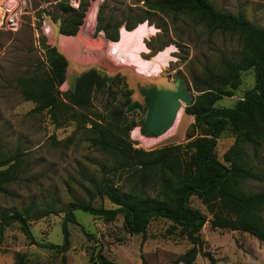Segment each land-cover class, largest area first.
Instances as JSON below:
<instances>
[{"label":"rangeland","instance_id":"374dc122","mask_svg":"<svg viewBox=\"0 0 264 264\" xmlns=\"http://www.w3.org/2000/svg\"><path fill=\"white\" fill-rule=\"evenodd\" d=\"M146 1H104L95 27L98 22L109 27L111 24L113 29L119 27L117 42L109 38L106 31L105 36L109 38L106 49L103 46L99 48L97 43L102 39L98 38L102 30L97 31L94 37L90 34L91 29L94 31L93 26L88 27L86 37L81 38L75 47L69 49L61 46L59 37H77L87 23H84V19L76 35H60L57 38L60 50L79 68H95L107 78L113 72L116 78L118 75L127 77L130 88L134 89L133 97H137V90L134 82L121 70L122 67H131L136 71L137 58L157 60L158 73L146 77L156 79L168 76L173 80L180 76L184 79V85L191 90L192 100H198L207 90L195 81V77H204L206 68L218 70L224 57H240L242 40L231 32L211 30L181 12L164 15L152 9ZM209 1L224 13L242 14L264 27V0ZM61 2L64 3L63 0H33L31 11L24 15L18 30H0V148L6 156L16 152L23 155L17 178L0 191V212L21 210L33 201L40 204L54 202L58 210L56 213L31 219L29 223L37 240L57 244L63 242L64 209L74 198L90 200L86 190L89 181L99 180L104 172L109 173L114 163L109 154L88 140L91 125L87 118L104 123L102 117L121 101L125 88L118 79L110 89L97 88L92 92L89 107L75 109L73 114L58 121L52 118L48 110L34 111L36 104L23 97L18 78L47 68L49 46H55V30L52 25V32L47 34L43 26L47 18L54 24L68 15L60 9ZM145 22L155 27L148 38H145L149 33L148 28L141 25ZM129 25L136 27L127 30ZM68 64L75 68L72 63ZM254 85V70H245L241 73V83L234 94L223 95L214 105L234 106ZM69 88L66 80L59 90ZM182 109L181 118L169 129L170 135L158 142L141 135L139 124L135 122L129 133L133 147L153 150L175 146L187 163L191 153L187 144L193 138H189V135L196 136L199 131L193 129L194 116L185 112V106ZM234 141L235 137L230 132L223 133L218 139L215 156L223 161L225 152ZM247 162L264 174V146L257 149L248 146ZM120 182L121 179H118ZM246 187L252 191L264 190V181L249 180ZM157 192L158 187L150 190L151 194ZM93 203L111 206L108 200L99 198H94ZM190 205L207 218L200 236L203 250L214 256V264H264V242L248 232L212 228V211L200 197L193 195ZM75 213L79 224L69 223L70 242L65 250L31 244L19 224L8 226L0 242V264H95L91 256L97 253L118 264H173L179 255L192 247L181 227L166 218L153 219L143 235L130 233L122 215L107 219L81 210ZM82 227L92 234L91 238L83 232ZM209 263L208 257L202 254H198L193 262Z\"/></svg>","mask_w":264,"mask_h":264},{"label":"trees","instance_id":"16d2710c","mask_svg":"<svg viewBox=\"0 0 264 264\" xmlns=\"http://www.w3.org/2000/svg\"><path fill=\"white\" fill-rule=\"evenodd\" d=\"M146 2L164 15L181 12L211 30L237 34L243 43L240 57H224L218 70L206 68L204 77H195V81L204 85L207 91L185 106V112L194 116L193 129L199 131L196 136L189 135V138L193 137L187 144L191 150L189 161L185 163L181 151L175 146L153 150L134 148L129 139L134 124L125 117L126 104L120 101L102 117L104 123L87 118L91 125L88 140L109 154L114 163L109 173L104 172L99 180L89 181L86 190L90 200L74 198L64 209L63 242L44 243L34 237L29 221L58 211L54 202L40 204L35 201L21 210L0 212V242L8 226L19 224L31 244L65 250L70 242L69 223L79 224L77 210L107 219L122 215L130 233L143 235L153 219L166 218L180 226L192 244L173 264H193L198 254L208 257L209 264H214L215 258L203 250L200 236L207 218L200 210L191 207L193 195L200 197L212 211V228L248 232L264 242V190L252 191L246 187L249 180L264 181V174L247 162L248 146L256 149L264 146V27L242 14L224 13L209 0ZM89 5V0H83L81 7L74 9L60 3L62 12L68 14L62 19V34L74 36L78 33ZM105 25L98 22L96 31ZM135 27L129 25L127 30ZM107 35L117 42L119 27L113 29L110 24ZM49 47L47 68L18 78L23 97L36 104L33 109L36 112L48 110L54 120L65 119L75 109L89 107L95 89H110L116 79L121 81L118 75L112 84H108L107 77L93 68L81 74L75 91L72 88L61 91L59 87L66 81L68 60L63 55L53 57L56 47ZM248 69L254 70V87L247 90L234 106H215L223 95L234 94L241 83V73ZM83 117L86 116L83 114ZM225 132H230L235 141L221 161L214 151ZM22 156L20 152L6 156L0 148V191L17 178ZM118 179L122 182L118 183ZM156 187L158 192L151 194L150 190ZM94 198L108 200L111 206L95 205ZM82 230L92 237L84 227ZM91 259L95 264H118L102 253L92 254Z\"/></svg>","mask_w":264,"mask_h":264},{"label":"water","instance_id":"95a60500","mask_svg":"<svg viewBox=\"0 0 264 264\" xmlns=\"http://www.w3.org/2000/svg\"><path fill=\"white\" fill-rule=\"evenodd\" d=\"M61 25L62 19L59 18L54 23L56 52L53 57L63 55L68 60V63H72L75 67L73 69L68 64L66 70V80L69 82L70 88L75 91L78 78L82 73L90 70V67L85 69L77 67L70 61L69 57L60 50L57 37L64 35L60 31ZM108 28L109 25L105 26L102 29V33L99 34V38L105 41L103 45L105 49L107 47V42H109V38L105 36ZM113 75L114 72L107 78L108 82L111 81ZM149 81L151 83L147 84L145 87L138 84V88L145 97V105L148 107L145 120L139 125V128L142 135L146 137H155L165 133L174 125L179 111L192 102V95L191 90L184 85V79L180 76L175 77L173 80L168 76H161L156 79H150ZM137 107H140V104L135 101L128 107L127 111L130 112Z\"/></svg>","mask_w":264,"mask_h":264},{"label":"bare ground","instance_id":"6f19581e","mask_svg":"<svg viewBox=\"0 0 264 264\" xmlns=\"http://www.w3.org/2000/svg\"><path fill=\"white\" fill-rule=\"evenodd\" d=\"M96 10H97V6H94L93 9H90V11L88 12V14L86 15L85 22H84V23H86V21H87V23L82 27V29H81V31H80V33H79V35L77 37H74V38L65 37V36L59 37L58 40H59V42H60V44H61L62 47L69 48V49L75 47L78 44V42H79V40L81 38L86 37V31H87V29H88L89 26H93L92 28L95 29V23H96V19H97L96 18V15H95ZM141 25H144L146 27V29L148 28L149 33H148V35H145V38H148L149 35H150V33L155 29V27L154 26H149L146 22L145 23H141ZM138 26H140V24ZM90 31H91L90 34L92 35L93 29H91ZM134 35H132V37H134ZM91 38H90V41H91ZM100 40L103 43L102 42H98ZM98 41H97L98 47L101 48L104 45L105 41H103V39H99ZM108 43L109 42H107V45H109ZM156 61H146V60L137 58V69H136V71H135V69H132L131 67H122L121 70H123L124 73L127 74L128 77L130 78V80L133 81V82H135L139 78L150 80L145 75H150V74L154 75V74H157L158 73V61L157 62ZM137 70L140 73H138ZM182 110L183 109H181L179 111L176 120H179L181 118L182 113H183ZM175 123H176V121H175ZM168 130L166 131V133H163V134H161L159 136L151 137V139L154 140V141H156V142H158V141H160V140H162L164 138H167L170 135V130L169 131ZM139 132H140V128H139ZM140 134H141V132H140ZM144 137H146V136H144Z\"/></svg>","mask_w":264,"mask_h":264},{"label":"built area","instance_id":"2783aa9c","mask_svg":"<svg viewBox=\"0 0 264 264\" xmlns=\"http://www.w3.org/2000/svg\"><path fill=\"white\" fill-rule=\"evenodd\" d=\"M63 1L65 4L69 5L74 9H79L83 2V0H63ZM89 1H90V5L86 11V15L90 11V9H93L94 6H97V10L95 13L97 18L99 9L105 0H89ZM32 2L33 0H0V30H11V31L18 30L22 25L24 15L26 13H30ZM52 25L54 26L53 21L50 18H47L43 26L44 32L47 34L51 33L53 30ZM96 32L97 31L95 27L92 33V37H94Z\"/></svg>","mask_w":264,"mask_h":264},{"label":"flooded vegetation","instance_id":"af4514ba","mask_svg":"<svg viewBox=\"0 0 264 264\" xmlns=\"http://www.w3.org/2000/svg\"><path fill=\"white\" fill-rule=\"evenodd\" d=\"M114 78L115 77L113 76L111 81L110 82L107 81V83L112 84ZM120 79L121 82H123V85L125 86V90H123L121 93V97H122L121 102L126 104L124 107L125 117L129 120L130 123L135 124L136 122L140 125L145 120L148 107L145 105V97L142 95L140 89L138 88V84L145 87L147 84L151 82L149 80L146 81L142 80L141 78L136 80L134 82V85L138 95L137 97H133L134 89L130 88L127 77L121 76ZM135 101L139 102L140 107H137L134 110L128 112L127 111L128 107Z\"/></svg>","mask_w":264,"mask_h":264}]
</instances>
